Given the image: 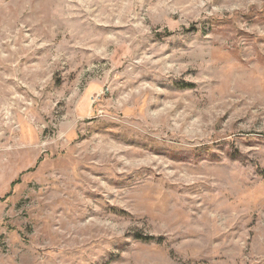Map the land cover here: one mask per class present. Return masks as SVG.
I'll return each mask as SVG.
<instances>
[{
	"label": "rangeland",
	"instance_id": "1",
	"mask_svg": "<svg viewBox=\"0 0 264 264\" xmlns=\"http://www.w3.org/2000/svg\"><path fill=\"white\" fill-rule=\"evenodd\" d=\"M0 264H264V0H0Z\"/></svg>",
	"mask_w": 264,
	"mask_h": 264
}]
</instances>
